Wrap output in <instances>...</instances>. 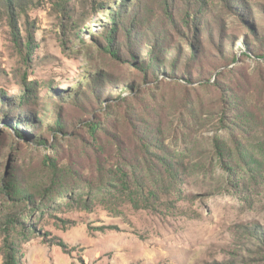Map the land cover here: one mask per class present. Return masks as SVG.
Here are the masks:
<instances>
[{
    "label": "rangeland",
    "instance_id": "rangeland-1",
    "mask_svg": "<svg viewBox=\"0 0 264 264\" xmlns=\"http://www.w3.org/2000/svg\"><path fill=\"white\" fill-rule=\"evenodd\" d=\"M66 1L63 11L57 0L26 1L17 26L21 38L27 31L33 36L27 66L5 15H0V93L22 92L20 67L27 80H37L33 115L41 132L54 115L49 87L81 98L80 88L86 95V111L60 97L68 132L50 138L54 148H26L21 138L12 145V125L0 121V181L10 176L30 190L53 187L51 205L40 221L42 230L23 244V264H264V252L250 251L257 239L249 233L252 226L264 228V154L253 147L256 138L241 133L250 115L257 125L264 122V55L255 53L264 52V0H203L215 42L205 34L195 59L185 63L175 56L172 68L176 75L187 68L192 80L186 81L168 75V66L144 75L128 59H116L93 43L91 36L100 34L108 22V6L97 11V2L113 8L119 0ZM244 21L254 22L256 32ZM62 26L68 27L64 45ZM78 28L79 40L72 39ZM219 28L225 37H220ZM139 52L143 57L145 48ZM96 72L103 77L98 93L106 105L101 107L88 84ZM86 114L98 127L95 136L77 122ZM35 128L28 125L31 131ZM214 140L227 143L226 168L217 159ZM183 156L186 174L175 176V185L153 209L115 205L113 191L104 195L108 205L100 201L105 191L99 187L104 177L98 168L125 161L135 175L146 170V163L158 167Z\"/></svg>",
    "mask_w": 264,
    "mask_h": 264
},
{
    "label": "trees",
    "instance_id": "trees-1",
    "mask_svg": "<svg viewBox=\"0 0 264 264\" xmlns=\"http://www.w3.org/2000/svg\"><path fill=\"white\" fill-rule=\"evenodd\" d=\"M26 1L0 0V15L1 13L5 15L14 46L18 49L22 64L25 66L32 60L35 47L30 31H27L25 37L21 38L17 26L18 16L20 11H24ZM226 1L228 3L230 0ZM66 3V0H57V5L61 11L64 10ZM107 6L109 8L108 22L103 26L100 34L91 36L93 43L116 59H128V63L144 75L157 74L163 70V66H168L171 67V72L168 75L178 76L185 81L192 80L187 68L176 75L172 68L177 63L175 56L179 59H185V63L188 59L190 61V58L195 59L204 47L205 34L208 37L211 36L212 41L215 42L214 32L209 28L212 21L207 20L204 15L205 2L203 0H119L115 2L113 8L106 2L100 1L97 2L96 10H105ZM244 22L252 28L251 31L256 32L255 28L257 26L254 22L252 24L247 21ZM66 26H62V45L67 41L68 27ZM77 30L74 32L72 39L79 40V28ZM218 32L220 37H225L220 28ZM227 39L229 40V38ZM220 43L218 48L222 52L223 48ZM255 45L259 47L260 41ZM142 47L145 48L143 57L140 56L139 52ZM173 50L175 51L174 57H170ZM255 53L257 57H263L264 55V52L259 49ZM209 54L212 55L211 52ZM235 58V55L231 56L232 60ZM224 59H226L225 56L222 60ZM90 76L89 89L93 91L94 95L98 96L100 100L99 107L106 105L101 100L103 97L98 93L103 79L101 73L96 72L90 74ZM17 81L18 86L23 89L22 92L14 96L0 93V121L12 125L11 129L14 134L12 145L18 144V139L21 138L20 140L26 148H30L32 145L54 148L50 138L57 139L58 132H68L66 130L68 127L59 111L60 97H62L61 99H71L72 103H69L70 105L76 108L82 107L86 111L83 105L86 99L85 93L78 88L77 91H82L80 98L73 94L70 95L66 91L64 94L55 93L54 88L49 87V90H53V94L48 100L54 107V115L51 123L45 124V131L41 132L40 130L43 127L38 125V120L33 115V106L39 98L38 81L27 80L25 70L21 67L18 69ZM127 87L130 90L132 89L131 84ZM117 97L120 98V94ZM104 98L108 99L109 96ZM231 102L233 101L231 100ZM233 104L228 109L231 110ZM28 108L27 113L23 112V109ZM21 113L25 116H21ZM87 119L86 114L81 120L78 118L77 122L86 124L88 134L95 136L98 127ZM249 122L246 129L241 130V133L249 139L256 138L253 141L255 143L252 145L257 151L264 154V125H262L264 122L257 125L255 118L253 120L251 115L249 116ZM74 124L75 122H73ZM28 125H36L35 130H29ZM232 135L233 139L242 145V140H239L233 132ZM25 138H30V141ZM94 140H96V137H94ZM140 141L144 140L141 139ZM225 145L227 143L218 140L213 142L217 159L226 168L229 158L225 151L229 152V148ZM240 145L237 144L236 149H240ZM141 148L142 152L145 153L146 144L141 145ZM116 162L118 163L111 164L110 168L104 170L98 168V172H102L104 177L103 183L99 187L105 191L101 193L103 195L100 197V201L108 205V199L104 195L107 191H113L116 194L114 197L116 202H113L115 205L129 204L135 209H153L156 207L161 197L167 195L168 191L175 185V176L186 174L188 169V161L186 162L185 156H183V159L180 158L170 163L161 164L158 167L145 162L147 165L146 170L143 169L140 174L135 175L131 171L132 166L129 162ZM119 162L123 164H119ZM52 193L53 187L51 184L34 187L30 190L23 183L12 179L10 176H4L1 179L0 198L4 206L0 210V254L2 264H23V244L42 230L40 221L49 210ZM116 208L113 211H118V208ZM249 231L250 235L257 239V244H254L256 248H251L250 251L259 249L264 252V228L259 225L252 226Z\"/></svg>",
    "mask_w": 264,
    "mask_h": 264
}]
</instances>
